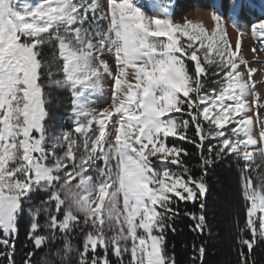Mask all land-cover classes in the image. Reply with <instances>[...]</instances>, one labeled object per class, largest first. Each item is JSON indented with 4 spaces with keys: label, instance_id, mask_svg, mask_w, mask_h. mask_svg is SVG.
<instances>
[{
    "label": "snow or ice",
    "instance_id": "1",
    "mask_svg": "<svg viewBox=\"0 0 264 264\" xmlns=\"http://www.w3.org/2000/svg\"><path fill=\"white\" fill-rule=\"evenodd\" d=\"M176 6L0 0V264H17L24 218L22 264H178L169 234L181 215L194 221L190 231L210 234L208 176L225 159L242 163L238 264H257L264 119L257 115V138L249 113L264 105L261 70L238 55L241 3L232 0L229 13L235 50L222 12L206 26L174 20ZM251 35L264 50V19ZM57 91L66 93L70 127L49 123ZM106 94V106L92 107ZM188 202L195 212H181ZM192 251V264H204L206 245Z\"/></svg>",
    "mask_w": 264,
    "mask_h": 264
},
{
    "label": "trees",
    "instance_id": "2",
    "mask_svg": "<svg viewBox=\"0 0 264 264\" xmlns=\"http://www.w3.org/2000/svg\"><path fill=\"white\" fill-rule=\"evenodd\" d=\"M259 1V0H257ZM264 5V4H263ZM45 57L50 58L53 49L49 46L44 49ZM58 55V53H57ZM215 141H213L214 143ZM169 144H184L176 138H169ZM192 150V146L184 144ZM196 164L197 161H191ZM260 163V161H257ZM194 174L199 175V169H194ZM208 183L211 187V194L208 197V221L211 225V232L203 235L189 230V225H194L187 216L181 215L176 221L178 231L176 234H169V247L175 245V254L178 264H192L190 257L193 255L192 245L201 243L206 245L204 264H238L239 228L244 223L246 201L242 196V163L237 164L234 159H225L217 162L210 169ZM181 212H195L198 208L191 202L180 203ZM27 219L20 221V234L17 241V264H22L25 255V227ZM78 244L79 241H73ZM246 251V249H245ZM42 253L37 255L39 259ZM253 258L257 264H264V245L256 247L253 251ZM115 259V258H113Z\"/></svg>",
    "mask_w": 264,
    "mask_h": 264
},
{
    "label": "rangeland",
    "instance_id": "3",
    "mask_svg": "<svg viewBox=\"0 0 264 264\" xmlns=\"http://www.w3.org/2000/svg\"><path fill=\"white\" fill-rule=\"evenodd\" d=\"M241 7L237 16V22L243 35H240L241 51L238 55L248 60L251 67L260 69L258 74H254V78L257 80L258 85L256 91L260 94V103L264 105V50L260 49L259 42L256 41L251 35V25L258 22L260 19H264V0H240ZM232 8V0H177V6L173 19L176 21H182L185 17L201 20L206 26H211L212 21L210 19L213 10H219L222 12L225 21L227 22V38L230 44L235 50V41L237 38V30L232 25V20L229 16ZM151 14V12L149 13ZM255 48L256 52L253 54L252 49ZM243 68V65H241ZM108 85L106 83V93ZM57 97L56 102L52 108L53 119L49 123H55L58 127L63 125L70 127L71 121L67 118L69 111L68 101L66 93L63 91H57L55 93ZM110 94H106L104 97H99L96 103L92 105L94 108H101L106 106V100L109 99ZM253 116L254 122V135L259 136L260 128L255 124L257 115L264 119V107H260L256 113H249Z\"/></svg>",
    "mask_w": 264,
    "mask_h": 264
}]
</instances>
